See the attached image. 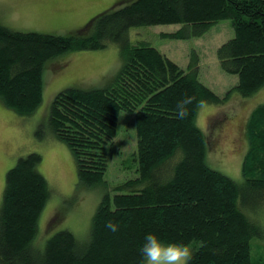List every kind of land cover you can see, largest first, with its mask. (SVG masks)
I'll list each match as a JSON object with an SVG mask.
<instances>
[{
  "label": "trees",
  "instance_id": "16d2710c",
  "mask_svg": "<svg viewBox=\"0 0 264 264\" xmlns=\"http://www.w3.org/2000/svg\"><path fill=\"white\" fill-rule=\"evenodd\" d=\"M225 18L233 35L217 47L216 56L221 70L237 81L222 97L199 79L194 52L183 68L128 35L132 26L180 23L169 36H199ZM109 43L117 44L122 60L112 79L103 87L58 91L47 122L72 152L77 186L103 190L89 239L61 229L42 249L34 244L50 188L37 170L41 155L31 151L5 173L0 264H141L139 249L147 232L164 242H190L189 264H264V102L247 120L240 183L206 163L207 139L196 123L202 104L221 103L233 90L249 96L264 85V0H132L99 12L78 33L65 35L0 23V101L18 114H31L42 101L48 61ZM185 96L192 101L178 119L176 105ZM121 110L133 113L135 175L109 186L104 174ZM109 220L118 231L105 226Z\"/></svg>",
  "mask_w": 264,
  "mask_h": 264
},
{
  "label": "rangeland",
  "instance_id": "374dc122",
  "mask_svg": "<svg viewBox=\"0 0 264 264\" xmlns=\"http://www.w3.org/2000/svg\"><path fill=\"white\" fill-rule=\"evenodd\" d=\"M131 1L0 0V23L18 31L76 34L99 12ZM181 26L180 23L132 26L128 35L131 42L146 41L183 68L187 67L190 54L194 52L198 58L199 79L222 97L237 81L235 74L221 70L216 56L217 47L233 35L230 20H218L199 36L176 38L168 35ZM121 64L115 43L98 50L66 52L45 64L42 101L31 114H18L0 101V203L6 171L18 157L31 151L39 153L42 160L37 170L50 188L34 238V244L40 249L47 238L61 229L70 230L81 241H87L91 218L103 193L99 187L81 189L77 186L72 152L53 135L47 124L51 101L58 91L67 87L105 86ZM263 102L264 85L249 96L233 90L221 103L202 104L196 116V123L207 139L206 163L238 183L243 180L241 163L247 149V120L251 111ZM136 140L133 113L121 110L104 174L109 186L135 175L131 155L136 150ZM243 211L252 217L247 209ZM255 218L258 219V215ZM255 240L252 239L251 247L253 258L257 253L253 247Z\"/></svg>",
  "mask_w": 264,
  "mask_h": 264
},
{
  "label": "clouds",
  "instance_id": "9594fccd",
  "mask_svg": "<svg viewBox=\"0 0 264 264\" xmlns=\"http://www.w3.org/2000/svg\"><path fill=\"white\" fill-rule=\"evenodd\" d=\"M191 101V97L185 96L177 102L175 111L178 119H183L187 114V105ZM105 226L112 232L119 230L118 225L111 220ZM139 252L141 264H189L194 254L190 242H164L154 232L145 233Z\"/></svg>",
  "mask_w": 264,
  "mask_h": 264
}]
</instances>
